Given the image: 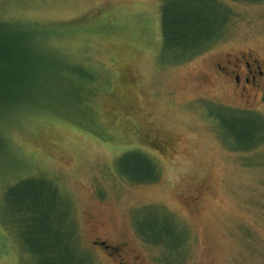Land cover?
Listing matches in <instances>:
<instances>
[{
	"label": "rangeland",
	"instance_id": "obj_1",
	"mask_svg": "<svg viewBox=\"0 0 264 264\" xmlns=\"http://www.w3.org/2000/svg\"><path fill=\"white\" fill-rule=\"evenodd\" d=\"M169 1L0 0L1 30L20 36L0 58V264H117L97 239L135 264H264V142L238 149L247 112L264 117V89L243 93L217 69L264 62V0H224V33L178 61L164 48ZM151 127L157 147L139 137ZM137 148L157 179L135 180L147 162L119 159ZM27 191L68 205L78 251L59 216L44 255L26 252L6 209Z\"/></svg>",
	"mask_w": 264,
	"mask_h": 264
},
{
	"label": "trees",
	"instance_id": "obj_2",
	"mask_svg": "<svg viewBox=\"0 0 264 264\" xmlns=\"http://www.w3.org/2000/svg\"><path fill=\"white\" fill-rule=\"evenodd\" d=\"M239 1L250 2L257 0ZM166 4V2H163L161 5V8L163 7L161 11V21L163 27L164 48H167V50L172 53V58L175 59V61L192 57L202 52L209 44L217 40L224 33V28L226 27V24L232 13L231 9H229L224 3V0H180V2L171 0V6L169 1V13L167 11L168 9L166 8ZM207 4H210L213 7H210V9L209 7L206 8ZM218 9H222L225 13L224 19L222 21H219L220 13L217 11ZM13 34L14 33H12L11 30H1L0 25V58L2 59H4L3 55L5 53V44L9 42L12 43L20 37L19 34ZM5 58H7V54H5ZM82 75L85 76L84 74ZM5 83L6 82L0 76V90L4 89V86L1 85H5ZM95 111L97 114V110ZM247 113L253 116L251 121V123L253 122V126L251 127L253 131L251 132L250 137L247 139V144L243 147L240 146L238 148L239 150H252L264 142V117L252 112ZM93 121H91L89 124L90 126L97 128V130L94 131L98 133L100 130L95 125L97 122ZM153 136L154 135H152L151 127L150 129H146L144 132L141 131V135L139 137H142L144 142L157 147L156 144L160 145V143L158 142V138ZM157 136L159 137V135ZM139 149L140 148L125 152L119 157V159L123 161V158L127 159L129 156H131L134 170H139L142 162H147L146 164L149 174L146 175L147 177L143 175V177H138L139 179L135 180L147 181L157 179L159 175L157 162L151 158V155L140 152ZM126 175L130 178H133L130 176V174L126 173ZM16 191L17 188L10 187L4 194L5 197L2 199L5 201L10 200V202H12V196L17 193ZM41 191H39L38 194L28 193V191L23 193L20 195V199H22L18 201V207L15 208L16 211L11 209L12 207H10L9 201V207L6 209L10 221H12L14 225L17 226L19 233L24 238L25 245L27 246L26 252H32L34 257H36V255H44L46 248H50L52 241L54 242L52 237L55 234V231L57 230L58 232L60 230L55 229L59 223V216L64 218L65 221L69 223L68 224L66 222L67 225L63 227V231H66L64 234H66L69 239L72 238L74 246L78 251L75 239V228L68 219L71 214V212L68 211V205L65 202L61 203L59 201L55 207L50 203L46 204L45 197ZM51 192L52 194H49V196H51L49 199L53 200L55 194L57 199V196L59 195L58 188L53 187ZM51 215L58 216V219L56 217L55 219L51 217L48 218V216ZM45 216H47V219H44ZM14 225L9 223V226ZM180 243H177L176 246L172 248L173 251L179 247ZM66 247V250L68 249L70 252L71 249L68 248V246ZM75 247V250H73L74 255L77 253ZM47 253L54 254L53 250H48ZM84 256L86 258L84 257L85 259L83 260L79 259V261L73 257L75 260L74 264H92L88 260V257L86 255Z\"/></svg>",
	"mask_w": 264,
	"mask_h": 264
},
{
	"label": "flooded vegetation",
	"instance_id": "obj_3",
	"mask_svg": "<svg viewBox=\"0 0 264 264\" xmlns=\"http://www.w3.org/2000/svg\"><path fill=\"white\" fill-rule=\"evenodd\" d=\"M217 69L221 76L231 77L235 85L241 92H246L251 89L257 93L264 89V62L260 61L255 56H248L228 59L227 64H217ZM143 235V234H142ZM99 246L104 248V251L112 259H115L117 264H135L130 262L127 255L124 253L123 244H109L106 241L96 240ZM171 249V246L169 247Z\"/></svg>",
	"mask_w": 264,
	"mask_h": 264
}]
</instances>
